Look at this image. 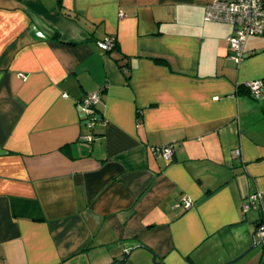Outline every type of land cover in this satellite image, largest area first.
<instances>
[{
    "label": "crops",
    "instance_id": "1",
    "mask_svg": "<svg viewBox=\"0 0 264 264\" xmlns=\"http://www.w3.org/2000/svg\"><path fill=\"white\" fill-rule=\"evenodd\" d=\"M214 1L0 0V264H264V33Z\"/></svg>",
    "mask_w": 264,
    "mask_h": 264
},
{
    "label": "built area",
    "instance_id": "2",
    "mask_svg": "<svg viewBox=\"0 0 264 264\" xmlns=\"http://www.w3.org/2000/svg\"><path fill=\"white\" fill-rule=\"evenodd\" d=\"M203 20L205 22L223 23L233 28L232 33L227 36L228 58L234 63H240L243 58V47L249 37L260 36L264 33V8L262 0H230L214 1L207 4L203 11ZM113 40H104L97 43V48L102 52H107L113 47ZM250 95L258 99L263 92L264 85L261 81H250L245 84ZM100 103V94L94 93L86 95L80 102V113L85 122L88 135L82 137L85 142H91L94 138L91 131L96 124V107ZM154 154L160 155L165 162H171L174 154L173 146H167L160 149H153ZM235 156L239 152H234ZM260 200L259 195L253 194L249 201L253 207ZM181 206L187 210L191 206L188 199H183ZM250 205H244L243 211H246ZM255 235L264 239V222H262Z\"/></svg>",
    "mask_w": 264,
    "mask_h": 264
}]
</instances>
